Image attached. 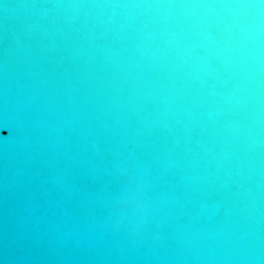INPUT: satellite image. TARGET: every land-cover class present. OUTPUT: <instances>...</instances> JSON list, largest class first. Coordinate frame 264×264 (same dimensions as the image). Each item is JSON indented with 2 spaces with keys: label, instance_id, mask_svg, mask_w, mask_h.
I'll list each match as a JSON object with an SVG mask.
<instances>
[{
  "label": "water",
  "instance_id": "1",
  "mask_svg": "<svg viewBox=\"0 0 264 264\" xmlns=\"http://www.w3.org/2000/svg\"><path fill=\"white\" fill-rule=\"evenodd\" d=\"M0 264H264V0H0Z\"/></svg>",
  "mask_w": 264,
  "mask_h": 264
}]
</instances>
